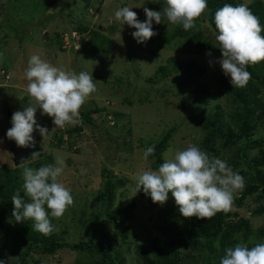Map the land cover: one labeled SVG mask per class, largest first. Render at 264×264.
Returning a JSON list of instances; mask_svg holds the SVG:
<instances>
[{"label": "rangeland", "instance_id": "1", "mask_svg": "<svg viewBox=\"0 0 264 264\" xmlns=\"http://www.w3.org/2000/svg\"><path fill=\"white\" fill-rule=\"evenodd\" d=\"M45 1L0 0V69L9 73L8 79L0 77V165L6 163L13 166L16 159L40 151L41 159L45 155L52 157V165L56 164L58 158L62 159L64 171L59 181L71 189L74 204L54 225L61 240L70 243L97 242L98 236L104 234L122 251L126 264H139L136 251L151 236L160 235L158 225L178 208L171 192L163 205L153 203L143 188L136 193L135 177L145 170L158 169L153 166V160L144 161L142 158L147 147L145 141L158 139L174 126L168 147L162 154L163 160L165 156L171 158L176 150H183L189 144L200 146L203 132L198 125L197 115L201 107L210 111L221 104L226 112L234 109L228 104L227 90L222 88L219 81L224 76L218 63L222 54L198 50L196 41L191 37H174L168 42L164 41V35L172 33L178 26L167 24L166 20L160 24L153 21V30L157 34L145 43H138L132 36L136 29L127 24L121 25L115 19V11L127 6L143 22L146 20L144 8L161 11L163 0H103L91 13L86 10L84 0H48L47 6ZM91 5L96 4L92 2ZM79 22L101 27L110 40L109 52L60 51L56 40L49 35L59 31L64 40L60 44L68 45L69 37L79 35L76 28ZM198 29H202L204 35L209 33L204 26ZM209 52L211 55L207 54ZM32 55H39L53 66L67 71L92 73L96 84V91L80 109L79 122L64 127L70 128L72 133L70 138L63 135L60 146L52 144V141H56L54 137L58 128L51 117L41 115L40 109H37L36 120L49 130L46 138L43 139L37 129L32 134L34 147H18L14 140L6 136L12 126V114L17 110L23 111L27 105L24 70ZM169 56L196 60L204 66L205 71L196 84L204 82L207 85L208 98L197 97L193 93L194 85L186 86L183 83V71L171 72L167 78L157 82H148L147 78L154 76L158 66L165 64ZM226 81L230 82V77L226 76ZM91 105H94L93 124L83 123L81 110ZM100 106L103 108L97 110ZM77 126H83L82 131L77 132L74 129ZM262 134L263 130H257L255 136ZM254 152V149L248 150V160L254 156ZM218 158L229 163L232 154L223 151ZM245 167L243 163L234 171ZM104 168H111L115 179L124 181L115 189L109 212L117 217L119 208L133 204V213L125 222L114 223L109 219L99 220L98 223L93 217V213L102 207L98 190ZM257 206L253 198L244 201L242 207L233 204L239 214L250 218L254 229L264 225V215L249 214ZM82 220L83 223L80 222ZM9 226L0 244V259L5 260L6 264H18L26 244L22 243L14 225ZM125 230L127 236L123 239ZM261 242L264 239L255 235L240 241L250 246ZM32 260H40L42 264H100L98 254L67 247L50 255L31 252L25 264H35Z\"/></svg>", "mask_w": 264, "mask_h": 264}, {"label": "trees", "instance_id": "2", "mask_svg": "<svg viewBox=\"0 0 264 264\" xmlns=\"http://www.w3.org/2000/svg\"><path fill=\"white\" fill-rule=\"evenodd\" d=\"M47 1H45L46 6L49 4ZM84 2L86 3V10H90L91 13L94 12L97 5L102 4L103 0H84ZM92 2L96 5L92 6ZM225 3L233 5L247 3L252 12L259 18L261 25L264 26V0H248L247 2L245 0H207L208 7L193 29L185 31L181 25H178L172 33L165 34L163 40L168 42L174 37H191L196 41L198 50L222 54L220 49L215 47L217 46L215 36L218 32L215 28L214 14ZM201 26H204L209 33L204 35L205 32L198 29ZM76 28L80 36L77 34L69 37V44L65 46L60 44L64 40L59 31L54 32L53 35L51 33L49 36L56 40L57 48L60 51L69 49L73 52L90 51L93 54L109 52L110 40L101 27L88 26L79 22ZM84 32L86 36L83 34ZM45 37L48 38V35ZM177 71L185 73L183 83L186 86L194 85L193 93L197 97L208 98L209 89L207 85L204 82L196 84L205 71L204 66L196 60L169 56L166 63L159 65L154 76L147 78V80L150 83L157 82L167 78L171 72ZM247 71L251 73V79L244 88H233L231 83L226 81L225 75L219 79L222 88L227 90V102L234 106V109L226 112L221 104H217L210 111H207L206 107H201L197 115L198 125L203 132L199 147L210 157H218L223 151L231 152L232 159L228 165L233 170L243 163L246 164L245 168L237 171L244 177L245 187L242 191L234 194V206L242 207L244 201L253 198L258 206L249 214L260 216L264 215V61L255 66H248ZM92 106L94 105L81 110L83 123L93 124L92 112L94 108ZM102 108L100 106L96 109ZM74 129L80 132L83 126H77ZM174 129V126L170 127L158 139L145 141L147 147L155 146L154 155L149 156L148 159L153 160V166L156 168L163 162L162 154L168 147V139ZM257 130H263V134L258 137L255 136ZM71 133L70 128H58L54 137L56 138L55 144L54 141L52 144L60 146L63 143V135L70 138ZM252 149L255 151L254 156L248 160V150ZM31 155L19 160L16 159V165L13 166L6 163L0 165V244L9 231V225L13 224L22 243L26 244V249L21 252L18 264H25L27 256L31 252L50 255L56 250L66 247L98 254L100 264H126L122 251L118 250V247L104 234L98 236L97 242L70 243L61 240L56 231L48 236L36 232L32 228L33 221L31 220L16 222L12 216L14 205L11 198L17 192L23 196V169L19 166L21 160L25 159L23 163L34 169L52 164L50 155H45L42 159L39 156L36 160H32ZM101 177L102 181L98 192L102 207L97 210V213H93V217L98 223L99 220L109 219L114 223L125 222L133 213L132 203L123 209L119 208L117 217L109 212L114 201L115 189L124 181L120 178L115 179L111 168H104L101 171ZM50 219L53 225L58 221L56 218ZM80 222L83 223L84 220ZM158 227L160 235L151 236L147 243L136 251L138 260H140L139 264H220V259L225 254L226 248L234 247L252 235L264 239V225L254 229L250 218L242 216L235 208L228 213L219 212L210 220L197 217L184 218L176 208V211L171 216L165 217ZM126 236L127 231L125 230L122 233V238L125 239ZM217 241L219 248L216 247ZM248 246L252 247L253 245ZM32 262L42 264L40 260H32Z\"/></svg>", "mask_w": 264, "mask_h": 264}, {"label": "clouds", "instance_id": "3", "mask_svg": "<svg viewBox=\"0 0 264 264\" xmlns=\"http://www.w3.org/2000/svg\"><path fill=\"white\" fill-rule=\"evenodd\" d=\"M207 7V0H163L161 11L144 8L146 20L143 22L127 6L117 9L114 16L121 25L135 28L133 38L138 43H145L157 34L153 30V21L160 24L166 20L167 24L181 25L188 31L195 27V21ZM214 23L218 32L215 47L222 53L218 63L224 75L230 77L233 88H244L251 79L247 67L264 61V26L247 3H225L215 11ZM207 54L211 55L210 52ZM24 78L27 80V105L23 111L12 114V126L6 132L7 138L14 140L18 147H34L32 134L37 129L43 139L49 133L46 127L37 123V109L41 110V115L51 117L56 128L63 129L79 122L81 107L96 91L92 73L67 71L53 66L39 55L29 58ZM154 153L155 146L146 147L143 160L147 161ZM39 156L40 152H33L31 159L36 160ZM24 160L19 164L23 169V196L17 192L11 198L14 205L12 216L16 222L33 221V230L48 236L58 230L50 218H61L74 204L71 189L59 181L64 161L58 158L55 165L34 169L26 166ZM135 180L136 193L142 186L153 203L163 205L171 192L182 217L206 220L219 212L232 211L234 194L245 187L244 177L227 161L210 157L196 144L176 150L171 158L165 156L157 170H145ZM216 247L219 248L218 241ZM0 264H6V261L0 259ZM220 264H264V242L252 247L243 243L228 247Z\"/></svg>", "mask_w": 264, "mask_h": 264}, {"label": "crops", "instance_id": "4", "mask_svg": "<svg viewBox=\"0 0 264 264\" xmlns=\"http://www.w3.org/2000/svg\"><path fill=\"white\" fill-rule=\"evenodd\" d=\"M0 70H1V69H0ZM5 73H7V72L5 71ZM7 75H8L7 78H5L4 75H1V74H0V77H2V78H4V79H8V78H9V73H7Z\"/></svg>", "mask_w": 264, "mask_h": 264}, {"label": "built area", "instance_id": "5", "mask_svg": "<svg viewBox=\"0 0 264 264\" xmlns=\"http://www.w3.org/2000/svg\"><path fill=\"white\" fill-rule=\"evenodd\" d=\"M1 74L5 75V77H8V75L5 74V72L3 70H1Z\"/></svg>", "mask_w": 264, "mask_h": 264}, {"label": "water", "instance_id": "6", "mask_svg": "<svg viewBox=\"0 0 264 264\" xmlns=\"http://www.w3.org/2000/svg\"><path fill=\"white\" fill-rule=\"evenodd\" d=\"M8 116H10V114L8 113Z\"/></svg>", "mask_w": 264, "mask_h": 264}]
</instances>
